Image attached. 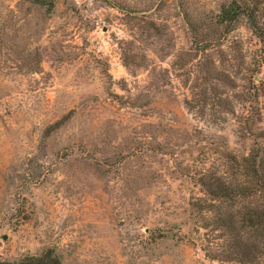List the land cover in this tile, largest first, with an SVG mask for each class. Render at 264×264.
Wrapping results in <instances>:
<instances>
[{
  "label": "rangeland",
  "instance_id": "obj_1",
  "mask_svg": "<svg viewBox=\"0 0 264 264\" xmlns=\"http://www.w3.org/2000/svg\"><path fill=\"white\" fill-rule=\"evenodd\" d=\"M109 1L0 0V262L244 264L207 257L190 204L264 131L257 40L195 53L183 12L228 0Z\"/></svg>",
  "mask_w": 264,
  "mask_h": 264
},
{
  "label": "trees",
  "instance_id": "obj_2",
  "mask_svg": "<svg viewBox=\"0 0 264 264\" xmlns=\"http://www.w3.org/2000/svg\"><path fill=\"white\" fill-rule=\"evenodd\" d=\"M31 1L52 8L56 0ZM105 2L123 11L118 4ZM187 12H183L182 19L195 53H220L223 38L244 22L260 46L259 65L264 64V0H228L219 4L212 17L203 19ZM259 120L246 119L240 129L243 135L247 132L254 140L246 155L227 159L228 172H222L224 176L202 175L197 180L203 197L195 199L190 206L198 215L197 230L203 229L211 237L206 251L211 260L249 264L260 257L264 259V148L259 143L264 140V131L255 127ZM227 176H231L229 180L224 178ZM215 240H223L228 245L220 248L218 243L214 244ZM0 264L61 263L52 250H46Z\"/></svg>",
  "mask_w": 264,
  "mask_h": 264
}]
</instances>
